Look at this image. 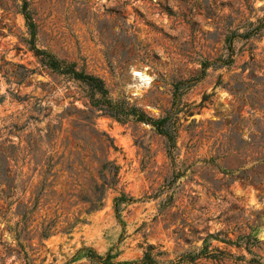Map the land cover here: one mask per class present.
Returning a JSON list of instances; mask_svg holds the SVG:
<instances>
[{"label": "rangeland", "instance_id": "rangeland-1", "mask_svg": "<svg viewBox=\"0 0 264 264\" xmlns=\"http://www.w3.org/2000/svg\"><path fill=\"white\" fill-rule=\"evenodd\" d=\"M27 1L35 47L173 114L175 150L93 112L40 66L22 1L0 0V264H104L85 248L105 264H264V0ZM232 32L233 61L201 71ZM199 251L213 257L188 260Z\"/></svg>", "mask_w": 264, "mask_h": 264}, {"label": "trees", "instance_id": "trees-1", "mask_svg": "<svg viewBox=\"0 0 264 264\" xmlns=\"http://www.w3.org/2000/svg\"><path fill=\"white\" fill-rule=\"evenodd\" d=\"M21 1L22 3L20 5V11L23 16L25 26L28 29L30 35V43L32 44L31 49L33 50V53L37 58L40 66L48 72L57 76H61L63 79L76 83L78 84V86L82 87L84 96L88 99V104L93 112H98L99 115L110 116L118 121H125L131 118L134 121H142L151 124L159 134H162L165 137L167 142L168 155L170 156V158H173L176 135V131L173 125L174 115L166 114L163 117L153 119L150 116H146L139 108L133 105L129 106L123 101L113 100L110 98L108 89L104 85V82L101 78L84 72L82 68L77 69L75 62L58 58L48 50L35 47L34 40L36 34V24L33 19L32 12L29 8L28 1ZM233 33L234 32L228 34L225 37V42L228 43L227 55L225 57L219 56L213 61L206 60L201 66V71L204 72L208 66L214 64L215 66H224L229 65L233 61V42L237 35ZM175 89L177 91V84L175 86ZM117 171L118 166H113V174H116ZM130 201H133V198L125 195L124 193H120L119 196L113 198V206L117 217H120L118 213L119 205L121 203ZM84 250V256L92 262H101L105 264L110 261L109 256L104 258L101 255L95 253L91 248H85ZM199 257L211 258L213 257V254L199 251L193 254H189L188 260L193 261ZM151 261L153 260L150 255L145 254L144 257L138 262H123L122 264H148ZM247 262L251 264H261L259 258L254 257L250 258Z\"/></svg>", "mask_w": 264, "mask_h": 264}]
</instances>
